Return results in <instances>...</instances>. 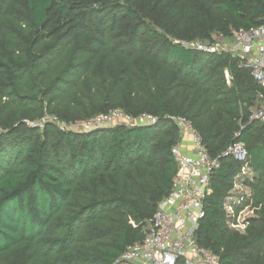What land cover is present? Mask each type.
I'll return each instance as SVG.
<instances>
[{
  "label": "trees",
  "instance_id": "trees-1",
  "mask_svg": "<svg viewBox=\"0 0 264 264\" xmlns=\"http://www.w3.org/2000/svg\"><path fill=\"white\" fill-rule=\"evenodd\" d=\"M262 24L264 0H0V264H115L170 191L175 117L218 161L198 245L264 264V87L182 44ZM114 109L155 121L79 126Z\"/></svg>",
  "mask_w": 264,
  "mask_h": 264
},
{
  "label": "built area",
  "instance_id": "built-area-1",
  "mask_svg": "<svg viewBox=\"0 0 264 264\" xmlns=\"http://www.w3.org/2000/svg\"><path fill=\"white\" fill-rule=\"evenodd\" d=\"M232 38L228 44L227 40ZM182 44L198 50L227 52L240 57L252 78L264 87V24L250 30L235 31L230 36L212 33L207 42ZM257 99L258 103L251 109L249 120L264 123V93L258 94ZM173 120L179 130V140L171 149L176 173L170 191L158 202L153 216L147 221L143 238L128 245L115 264H219L218 256L198 245L196 239L198 221L204 214L203 201L208 192L210 176L218 161L209 155L190 120L185 117H175ZM154 121L150 114L134 118L122 110L114 109L82 121L79 126L88 129L118 123L134 125ZM224 155L244 159V143H232ZM227 210L231 212V207L228 206Z\"/></svg>",
  "mask_w": 264,
  "mask_h": 264
},
{
  "label": "rangeland",
  "instance_id": "rangeland-1",
  "mask_svg": "<svg viewBox=\"0 0 264 264\" xmlns=\"http://www.w3.org/2000/svg\"><path fill=\"white\" fill-rule=\"evenodd\" d=\"M232 40H233V38H232V39H228V40H227V43L229 44ZM79 129H80V128H79ZM239 191H241V190H239V189L236 190V192H239ZM240 219H241V218H239V220H240Z\"/></svg>",
  "mask_w": 264,
  "mask_h": 264
}]
</instances>
